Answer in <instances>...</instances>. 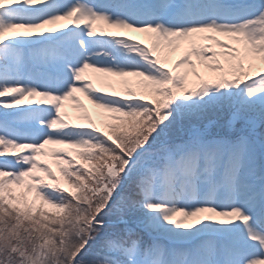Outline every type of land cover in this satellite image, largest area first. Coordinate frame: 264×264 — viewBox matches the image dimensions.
<instances>
[{"label":"snow or ice","instance_id":"snow-or-ice-1","mask_svg":"<svg viewBox=\"0 0 264 264\" xmlns=\"http://www.w3.org/2000/svg\"><path fill=\"white\" fill-rule=\"evenodd\" d=\"M0 264H264V0H0Z\"/></svg>","mask_w":264,"mask_h":264},{"label":"bare ground","instance_id":"bare-ground-1","mask_svg":"<svg viewBox=\"0 0 264 264\" xmlns=\"http://www.w3.org/2000/svg\"><path fill=\"white\" fill-rule=\"evenodd\" d=\"M81 99L83 100V97L81 96ZM87 105V101H83Z\"/></svg>","mask_w":264,"mask_h":264},{"label":"rangeland","instance_id":"rangeland-1","mask_svg":"<svg viewBox=\"0 0 264 264\" xmlns=\"http://www.w3.org/2000/svg\"><path fill=\"white\" fill-rule=\"evenodd\" d=\"M88 107H89V108H91V106H90V105H88ZM69 111L71 112L72 110H71V109H69Z\"/></svg>","mask_w":264,"mask_h":264}]
</instances>
